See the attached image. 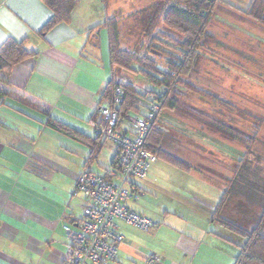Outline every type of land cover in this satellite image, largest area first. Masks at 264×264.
<instances>
[{
    "label": "crops",
    "instance_id": "1",
    "mask_svg": "<svg viewBox=\"0 0 264 264\" xmlns=\"http://www.w3.org/2000/svg\"><path fill=\"white\" fill-rule=\"evenodd\" d=\"M119 1L109 0L107 7L101 0H78L67 23L43 32L52 14L42 0H0V47L12 38L36 53L11 70L6 86L12 96L0 104V264H63L64 228L74 227L81 214L71 194L78 176L86 168L105 177L114 171L116 147L96 138L90 123L98 120L97 108L107 101L112 81L135 89L136 83L118 77L111 66L104 22L130 14L129 22L148 32L165 3L128 0L124 6ZM248 54L239 50L237 55L245 76L262 67L257 52L254 62ZM167 115L174 114L161 112L155 127L163 133L159 148L188 169L158 158L161 166L152 163L147 177L136 182L140 204L127 206L159 226L144 233L118 223L124 244L110 264H148L150 256L156 264H190L206 240L211 249L217 245L223 251L232 244L231 232L213 219L221 195L237 179L224 145L216 147L226 161L208 157L215 149L177 128ZM191 181L214 191L217 203H206L205 193L189 186Z\"/></svg>",
    "mask_w": 264,
    "mask_h": 264
},
{
    "label": "rangeland",
    "instance_id": "2",
    "mask_svg": "<svg viewBox=\"0 0 264 264\" xmlns=\"http://www.w3.org/2000/svg\"><path fill=\"white\" fill-rule=\"evenodd\" d=\"M120 1L126 6L128 0ZM163 1L165 3L160 8V20L154 27L151 26L152 29L148 32L141 31V26L129 22L130 14H120L119 21L112 19L117 21L118 26L119 24L122 26V31L119 32L121 51L129 54L137 62H154L164 70L171 56H179L178 49L186 36L164 26L163 15L174 1ZM107 2L105 5L108 7ZM133 19L139 20V17ZM206 32L212 37V42L208 40L200 42L202 45L198 48L200 58L193 70L186 76H180L176 87L169 91L168 98L173 102L174 115H167L168 120L180 130L183 129L190 136L193 135L196 141L206 144L207 148H214L215 150H210L214 155L207 154L210 158L221 159L222 152L218 148L224 145L225 154L231 160L230 169L234 179L239 175L248 181L253 179L256 186L263 187L264 0H214ZM245 39L247 42L244 44ZM239 50L249 53L247 55L249 62H254V55L257 52V56H261L259 61L262 67L256 71H245L247 72L245 76L244 71L241 72L237 68ZM224 68L227 70L224 71ZM115 69L118 77L131 79L136 83L138 93H145L148 96L153 90L152 85L142 74L120 70L117 67ZM142 106L146 107L145 101ZM216 144H219V147H216ZM222 160L226 161L223 158ZM160 164L158 163L159 166ZM168 174L170 173L167 172ZM239 184L232 185L229 202L225 205L228 209L224 213V209L222 210L221 217L249 233L256 226L264 200L259 202L257 191L250 190L251 193H247L245 185L248 188L250 185ZM189 186L200 187L199 190L205 193L206 203H217V194L210 188L192 181ZM72 199L78 200L81 211L80 197L72 195ZM140 199L141 196L136 203L140 204ZM151 231L153 230L148 232ZM229 236L232 241L230 249L223 251L217 245L211 249L206 240L201 245L200 253L196 257H191L190 264H233L238 247H244L246 240L233 232ZM208 248L210 253L205 252Z\"/></svg>",
    "mask_w": 264,
    "mask_h": 264
},
{
    "label": "built area",
    "instance_id": "3",
    "mask_svg": "<svg viewBox=\"0 0 264 264\" xmlns=\"http://www.w3.org/2000/svg\"><path fill=\"white\" fill-rule=\"evenodd\" d=\"M164 72L176 77L171 71ZM176 85L174 80L171 88ZM123 102L122 87L114 86L110 98L97 108L98 120L90 123L96 138L115 145L114 171L105 177L86 168L78 176L72 195L81 198V214L73 220L74 227L64 228L67 244L63 264H110L124 244L118 223L143 232L159 226L156 221L132 211L127 203L139 200L142 190L136 182L144 180L150 165L157 161L144 146L160 114L161 96L150 93L139 117L121 115ZM156 263L155 257L150 256L148 264Z\"/></svg>",
    "mask_w": 264,
    "mask_h": 264
},
{
    "label": "trees",
    "instance_id": "4",
    "mask_svg": "<svg viewBox=\"0 0 264 264\" xmlns=\"http://www.w3.org/2000/svg\"><path fill=\"white\" fill-rule=\"evenodd\" d=\"M101 1L105 4L108 0ZM173 1L163 15V24L173 31L186 36V39L178 49L179 56H171V59L169 58L167 60L164 70L173 72L176 77H172L170 74L164 72L163 68L158 67L154 62H137L129 54L121 51L119 48V26L117 21L115 19H107L104 22L108 33V50L111 66L113 68L117 67L120 70H128L142 74L153 87L150 93L161 96L162 104L160 114L163 110L172 111L174 109L172 100L168 98L169 91L174 80L178 84L180 76H186L193 70L200 58L198 54V48L202 46L200 42L202 40H212V37L206 32V26L214 7V0ZM42 2L52 14L50 21L43 30V32H46L59 23H67L78 0H42ZM35 55L36 53H29L25 50L23 41L8 38L2 44L0 47V104L6 98L12 96L6 86L7 78L11 70L16 65ZM137 64L139 68L136 67ZM145 67L148 68L145 69ZM114 86H121L124 92V102L120 107L121 115L141 116L143 114L141 107L143 108L142 104H144V101L146 102V94L138 93L133 85L129 83L112 81L109 85L108 99L111 96ZM159 116L152 124L144 148L154 154L157 159H163L180 169H188V166L183 162L160 150L159 144L163 133L155 128ZM236 178L235 181L242 180L243 177L236 175ZM245 183L250 185L249 188L245 185L247 193H251L249 192L250 190L252 192L257 191L258 197H260L259 202H262L264 200V186H256L253 179L249 181L246 179ZM232 185L237 184L236 182H232ZM230 191H226L221 195L214 209L213 219L224 228L246 240L244 247H238L233 264H264V203L255 228L249 233L242 231L221 217V212L229 201Z\"/></svg>",
    "mask_w": 264,
    "mask_h": 264
}]
</instances>
